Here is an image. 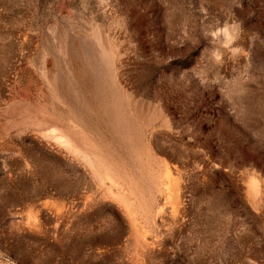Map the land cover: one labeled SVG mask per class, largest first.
I'll use <instances>...</instances> for the list:
<instances>
[{
  "label": "rangeland",
  "instance_id": "374dc122",
  "mask_svg": "<svg viewBox=\"0 0 264 264\" xmlns=\"http://www.w3.org/2000/svg\"><path fill=\"white\" fill-rule=\"evenodd\" d=\"M0 264H264V0H0Z\"/></svg>",
  "mask_w": 264,
  "mask_h": 264
}]
</instances>
